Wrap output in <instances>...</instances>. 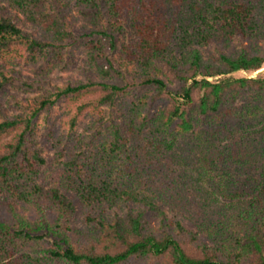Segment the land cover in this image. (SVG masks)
I'll return each mask as SVG.
<instances>
[{"label": "trees", "instance_id": "16d2710c", "mask_svg": "<svg viewBox=\"0 0 264 264\" xmlns=\"http://www.w3.org/2000/svg\"><path fill=\"white\" fill-rule=\"evenodd\" d=\"M205 2L213 23L199 16L210 30L196 40L224 48L213 57L198 48L175 52L150 34L136 51L126 49L119 0H0V88L22 63L37 68L32 89L47 87L55 71H82V55L97 74L57 89L54 99L44 91L25 99L21 113L0 121V264H264V75L235 78L264 69V0ZM234 40L241 44L230 49ZM93 94V126L101 106L112 109L98 132L112 151L130 137L171 148L194 132L225 143L238 167L230 224L194 226L151 197L71 184L60 151L47 160L37 120L56 98ZM98 147L91 141L69 153L64 166L79 171ZM84 195L99 206L81 226Z\"/></svg>", "mask_w": 264, "mask_h": 264}, {"label": "rangeland", "instance_id": "374dc122", "mask_svg": "<svg viewBox=\"0 0 264 264\" xmlns=\"http://www.w3.org/2000/svg\"><path fill=\"white\" fill-rule=\"evenodd\" d=\"M118 8V23L127 31L124 44L128 50L136 51L148 34L150 41L157 38L175 52L198 48L207 57H213L224 49L215 43L206 47L197 45L198 32L210 30L199 16H206L213 23V14L208 12L205 0H119ZM80 35L76 34L77 40ZM240 44L234 40L230 49ZM78 65L82 68L80 72L58 70L52 73L47 80L49 85L43 90L35 86L32 89L27 84L37 80L36 67L31 63L15 67L20 74L13 76L11 84L0 88V121L21 113L24 100L43 91L54 99L57 89L74 85L76 81H97L95 70L83 55ZM261 75L264 69L252 75L238 73L235 78ZM69 97L56 98L50 112L38 118L37 126L39 143L47 160L53 162L56 152L60 151L59 167L67 170L71 184L107 183L138 197H151L163 205L171 217L194 226L226 228L230 224L236 213L234 194L238 192V167L236 160L223 152L225 143L220 145L207 135L194 132L179 138L171 148L156 147L149 140L130 137L124 148L112 151L109 141L104 145L98 134L110 122L112 109L101 106V118L93 126L92 106L97 104L98 95L77 98L73 102ZM91 141L99 142V147L97 151L94 149L90 164L79 167L76 172L66 168L64 162L69 159V153H83ZM82 200L81 226L85 215H93L99 206L98 200L87 195L82 196Z\"/></svg>", "mask_w": 264, "mask_h": 264}]
</instances>
